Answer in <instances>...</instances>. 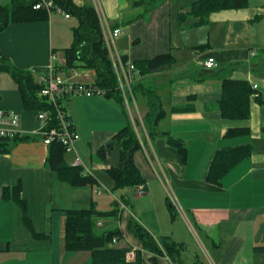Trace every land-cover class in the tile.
Returning <instances> with one entry per match:
<instances>
[{
  "label": "crops",
  "instance_id": "1",
  "mask_svg": "<svg viewBox=\"0 0 264 264\" xmlns=\"http://www.w3.org/2000/svg\"><path fill=\"white\" fill-rule=\"evenodd\" d=\"M179 1L180 4L178 0H162L149 13L144 10L147 18L142 19L140 14L126 15L125 9L131 7L127 0H97L96 5L105 24L122 31L115 40L121 54L128 55L132 61L169 52L174 56L172 66L143 77L136 76L135 84L140 86L136 92L138 118L142 121L147 112L143 92L154 90L164 111L156 129L181 139L186 146L183 161L164 138L153 141L143 139L144 145L134 154V162L145 179V193L138 197L139 190L127 191L131 209L123 210L119 223L99 220L97 227L109 229L117 226L123 230L124 239L110 246L123 248L129 245L133 249H141L140 244L126 231V221L133 218L154 238L170 237L183 243L187 252L183 254L182 264L186 259L191 262L195 257L201 259L198 248L186 236L192 239L190 229L194 234L196 228L202 244L204 241L201 248L206 250L204 256L208 262L264 264V125L257 115L264 98L258 91L257 78L250 70L244 72L229 68L234 74L230 78L247 80L252 88L257 86L253 89L261 96V104L255 101L251 103L253 120L250 124L223 120L215 107L220 98L221 80L229 77L226 70L218 74L222 70L219 65L233 64L241 58L256 55H251L253 48L249 43L248 31L250 25L263 22L264 0H248L246 8L211 14L205 25L226 24L229 29L228 34L224 32L227 36L219 45L209 35L203 39L195 38L194 33L205 26H192L195 19L189 18L184 24H178L177 29L172 28L171 7L175 5L177 10H185L195 0ZM75 2L80 5L83 1ZM60 17L65 21L71 20L63 14L54 18L50 14L48 21L10 25L0 32V49L11 67L29 70L37 81L53 69L54 76L64 81L92 83L93 78L88 75L91 71L63 69L62 49L70 46L72 37L64 39L57 32L54 33L53 28L61 23ZM203 45L207 47L200 50L199 47ZM207 57L217 63L213 70L203 66ZM190 95L195 96L189 103L193 111H179ZM0 109L21 113L22 126L26 130L39 128L34 115L22 112L17 85L3 71H0ZM67 112L78 136L74 144L76 155L99 180V186L103 183L107 186L109 182L105 171L118 166L119 150L116 146L111 148L105 160H101L96 152L109 144L113 135L127 123L120 103L101 95L73 96ZM238 127L249 128V135L224 138L227 129ZM139 135L142 136V133ZM245 145L252 147L251 155L232 167L219 185L208 184L205 177L214 153ZM46 155L47 147L40 138L18 143L9 153L0 154V264H91L88 252L64 249L62 230L65 211L87 209L91 201L96 203L98 210L96 197L102 200L103 195L87 188L75 190L54 180L45 167ZM66 159L69 162L74 160V153L67 154ZM18 182L22 186V196L28 203L34 229L44 235L42 238L31 236L21 222L20 209L2 196L3 188ZM103 188L107 190V187ZM131 194L136 195L135 200ZM100 204L103 209L98 211L111 208V205L108 209L104 208L108 207L106 198ZM174 208L180 213L181 220H178ZM178 223L184 227L186 234L178 228ZM143 258V264H152L150 260L154 257L143 251ZM156 260L158 264H172L167 257H156Z\"/></svg>",
  "mask_w": 264,
  "mask_h": 264
},
{
  "label": "trees",
  "instance_id": "2",
  "mask_svg": "<svg viewBox=\"0 0 264 264\" xmlns=\"http://www.w3.org/2000/svg\"><path fill=\"white\" fill-rule=\"evenodd\" d=\"M38 1L9 0L7 6H0V32L7 29L10 25L48 21L50 14L58 13V11L60 12L59 14H67L69 19L76 21V26L71 28L72 42L70 46L62 49L64 56L63 69L92 71L95 75L94 81L80 85L94 90L93 93L96 95L117 100L127 117L126 125L113 135L111 142L96 152L101 160H105V156L111 148L118 147L119 164L117 167H110L105 173L110 185H112L111 193L121 191L122 194L118 199L113 200L108 211L96 210L94 201H91L90 207L87 209L66 210L62 230L64 249L67 251L88 252L91 257V264H143V251L154 258L167 257L172 264L180 263L183 254L187 252L183 243L176 242L170 237L154 238L137 221L129 218L126 221V231L140 244L141 249H133L129 245L123 248H114L110 245L124 239L123 230L117 226L99 230L97 221L115 219L119 223L122 219L123 210L125 208L131 209L132 206L129 193L126 192H135L139 190V187L146 191L145 179L134 162V154L144 145L143 139L148 140L149 138L151 140L157 136L163 137L166 144L176 150L183 161L186 155L184 142L169 133H160L156 129L157 124L164 116V111L161 107L159 96L154 90H145L143 92L147 100V112L142 120V136L133 129L127 114L124 98L118 88L117 77L104 40L101 20L93 0H82L83 2L80 5L75 0H47L53 4L50 13L45 9H35L34 5ZM127 1L131 7L143 5L146 8L145 12L149 13L162 0ZM247 5L248 0H195L187 6V9L183 10L184 8H181L178 11L177 22L178 24H184L189 18H193L195 21L192 26H201L208 23L209 16L213 13L242 9L246 8ZM114 28L112 27V29ZM206 47L207 45H203L199 49L204 50ZM121 55L123 64L129 62L135 69L131 88L136 110L139 113L136 92L140 86L135 84L136 76L143 77L160 72L165 67L172 66L175 63V58L170 52L158 54L142 61H132L128 55ZM207 59L208 57L204 60L203 66ZM0 71L8 73L17 85L21 98L22 112L34 115L39 123L38 129L26 130L22 126V114L14 111L19 116L21 132L25 131V133L7 135L6 137L0 136V154L9 153L13 146L18 143L34 141L35 138H40L43 143L40 135L28 134L40 130L43 126V123L38 119V115L42 112L47 114L46 123L50 122L48 127L58 124L60 121L59 113H61L65 115V120L74 131L73 124L70 121V117H68L67 107H64L62 100L68 99L72 95L84 94H64L55 103L47 100L46 97L41 95L44 84L40 80H35L29 70L11 67L1 49ZM77 84L75 83L74 85ZM220 84V98L215 103V107L223 120L246 121L250 117L252 101L258 104L262 103L260 94L252 88L247 80H236L226 77L221 80ZM96 90L101 91L100 94H97ZM94 94L91 96H95ZM194 97L193 95L187 96L186 104L178 110L186 113L193 111L189 103L193 101ZM205 108L208 109L209 107L205 106ZM2 111L8 112L12 110ZM133 112L134 110H132ZM135 120L138 121L137 119ZM249 133V128L247 127L229 128L226 130L224 138L232 139L247 136ZM43 145L45 144L43 143ZM46 147L45 167L54 180L67 184L75 190L87 188L91 189L92 192L93 190L96 192V188L99 187V180L95 175L90 173L83 163L82 166H72L73 161L76 157L78 158L75 149L66 151L65 147L58 142H52ZM67 153H74L75 159L70 162L67 161ZM251 153L252 147L250 145L217 150L208 167L205 177L206 182L210 185H219L221 179L228 171L241 160L249 157ZM2 196L5 199H9L20 209L21 222L32 237H44L42 233H38L34 229L32 219L29 217L28 203L22 196L20 182L14 186L3 188ZM167 201L169 203V200ZM172 209L171 211L174 213ZM130 255L133 258H130ZM195 258L193 264H205L197 257Z\"/></svg>",
  "mask_w": 264,
  "mask_h": 264
},
{
  "label": "built area",
  "instance_id": "3",
  "mask_svg": "<svg viewBox=\"0 0 264 264\" xmlns=\"http://www.w3.org/2000/svg\"><path fill=\"white\" fill-rule=\"evenodd\" d=\"M93 2L101 20L105 44L109 51V56L111 58L114 67V72L118 81V88L124 98L125 106H127L128 109L130 106L131 108L128 112L132 113V110H134L137 117H139V113L136 110V104L131 88L133 83V72L135 71L134 66L129 62L123 64L122 55L115 46V40L121 35L122 31L119 28H109L105 24L103 16L100 14V11L96 5L97 0H93ZM52 7V2L47 0H39L34 5L35 9H45L48 13H50ZM58 13L60 12L58 11ZM64 17L66 19H69V16L67 14H64ZM255 54V51L251 53L252 56H254ZM204 66L206 67V69H214L217 67V63L213 58H208L207 61L204 63ZM40 81L42 82V84H44V87L41 90V95L46 97L47 100H50L53 103H55L60 96L68 93L84 94L86 96H91L94 94V90L86 88L84 85L69 84L61 78L54 77L53 69H51V72L47 77L41 78ZM256 87L257 86L255 85L253 86L254 89H256ZM100 92L101 91L96 90L97 94H100ZM38 119L43 123V126L40 128V130L28 134L40 135L43 139V143L46 146H48L52 142H58L65 147L66 151L74 150V144L78 136L70 128V125L65 120V115L59 113L60 121L58 122V124H55L50 127H48V124L50 122L46 123V113H40L38 115ZM140 125L142 127V123H140ZM20 127L21 126L19 116L14 111L5 112L0 110V136L6 137L7 135L25 133V131L21 132ZM72 166H82V162L79 158L76 157V159L72 163ZM138 193H145V191L142 187H139Z\"/></svg>",
  "mask_w": 264,
  "mask_h": 264
},
{
  "label": "rangeland",
  "instance_id": "4",
  "mask_svg": "<svg viewBox=\"0 0 264 264\" xmlns=\"http://www.w3.org/2000/svg\"><path fill=\"white\" fill-rule=\"evenodd\" d=\"M181 2L178 0V4H180ZM9 4V0H0V6H7ZM130 5V4H129ZM131 6V5H130ZM146 8L141 5V6H137L135 7H128L125 9V13L126 15H133V14H140L142 15V19L144 18H147V15L144 14V10ZM179 10H177V8H175V5H173L170 9V23H171V26L172 28L175 30L177 29V25H178V22H177V13H178ZM53 14V18L54 16H59V15H56V13H52ZM60 25H56L53 29H54V33H58L60 36H62V38L64 37V39L69 36L71 37V27H75L76 26V21L74 19H71L69 21H65L63 18L60 17ZM190 20H193V18H190ZM55 25V24H54ZM180 26V25H178ZM202 30L194 33L195 34V38H205L207 35L210 36V38H212L213 40H215V43L217 45H219L220 43L224 42V39L225 37L227 36L228 34V31L229 29L227 28V25L226 24H216V23H211V24H208V25H205L203 26ZM123 31L126 30V28H122ZM226 32V36H225V33ZM126 34L128 33L127 31L125 32ZM213 35V36H212ZM248 36H249V43H250V46L253 48V51L255 50L256 52V55L255 57H247V58H241L239 60V62H236V63H233V64H228V63H222L219 65V69H222L218 74H221V73H224V71L226 70L227 71V75L229 77H234L233 75V72H231L229 70L230 69H238L239 71H251L253 76L257 78V82H258V86H259V89L258 91L262 93V97L264 98V20L262 23H260L259 25H250L249 27V31H248ZM251 50H249L250 52ZM182 59V56L180 57ZM249 71V72H250ZM89 76H91L93 78V81L95 79V75L93 74V72H89L88 73ZM84 81H89V80H84ZM67 83L69 84H73V81H67ZM95 96H98L96 94H94ZM73 96H83V95H72L71 98L69 99H63L62 100V104L64 105V107H67L70 100L72 99ZM70 97V96H69ZM255 104V103H253ZM257 105V104H255ZM258 106V105H257ZM131 107L129 106V109ZM261 111L257 114L260 118V120L262 121L263 125H264V104L263 106H261ZM129 109L127 108L126 106V110L129 111ZM128 117H129V120L133 126V129L138 132L140 131L139 133H142V127L140 125V123H142L141 119H139L137 117V115L135 114V112L133 113H128ZM136 116V117H135ZM133 118L137 119L138 121H136L135 119L133 120ZM253 120V115H251L250 113V117L246 120V121H243V122H247L248 124H250ZM136 125V126H135ZM163 137H160V136H157V137H154L151 139V141L153 140H156V139H162ZM68 156L71 155L72 153H67ZM108 182H109V179H108ZM110 183V182H109ZM109 183H107V186L103 184H101L102 186H99L96 188V191H99V193L102 196V200H100V198L97 196V195H94L96 197V200L98 202V210L100 209H103L100 202H103L106 198L107 202H108V207H104V208H109V206L111 205V202L113 201V199H118L119 196L122 194L121 191H116V192H113L111 193L112 191V185H110ZM166 186V185H165ZM103 187H107L105 190ZM167 187V186H166ZM124 192V191H123ZM166 192V193H165ZM165 196H166V199L169 197V195L167 194V190H165ZM170 192V191H169ZM144 193H138V197L139 195H143ZM170 194H172L170 192ZM133 196L132 198L135 200L136 199V195H132ZM133 199H132V202H133ZM168 200V199H167ZM131 201V199H130ZM111 207V206H110ZM175 209V208H174ZM175 213L177 215V218L178 220H181V215L180 213H178V211L175 209ZM112 220V219H111ZM112 222H115V220H112ZM179 222V221H178ZM114 223V224H115ZM178 228L179 229H182V231H184V227L181 225V223H178ZM102 229H105V228H100L99 230H102ZM194 234L191 232V229H190V233L192 235V239L189 235H186L188 236V241H190L194 246H196V248H198V253L200 255V260L206 264H212L211 262H208L206 257L204 256V254L206 253V250L201 248L204 244V241H203V244H202V238H201V235L200 233L198 232V230L195 228L194 229ZM185 233V231H184ZM186 234V233H185ZM158 239V238H157ZM203 249V250H202ZM207 249V248H206ZM208 250V249H207ZM130 258H132V256L130 255ZM176 264H180V263H176ZM183 264H193V262H191L190 260H185V262Z\"/></svg>",
  "mask_w": 264,
  "mask_h": 264
},
{
  "label": "water",
  "instance_id": "5",
  "mask_svg": "<svg viewBox=\"0 0 264 264\" xmlns=\"http://www.w3.org/2000/svg\"><path fill=\"white\" fill-rule=\"evenodd\" d=\"M150 261L152 264H158L156 258H152Z\"/></svg>",
  "mask_w": 264,
  "mask_h": 264
}]
</instances>
